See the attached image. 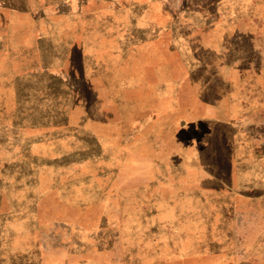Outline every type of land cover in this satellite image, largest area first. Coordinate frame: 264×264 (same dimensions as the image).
Here are the masks:
<instances>
[{"label": "rangeland", "instance_id": "obj_1", "mask_svg": "<svg viewBox=\"0 0 264 264\" xmlns=\"http://www.w3.org/2000/svg\"><path fill=\"white\" fill-rule=\"evenodd\" d=\"M0 264H264V0H0Z\"/></svg>", "mask_w": 264, "mask_h": 264}, {"label": "crops", "instance_id": "obj_2", "mask_svg": "<svg viewBox=\"0 0 264 264\" xmlns=\"http://www.w3.org/2000/svg\"><path fill=\"white\" fill-rule=\"evenodd\" d=\"M152 59V58H151ZM150 58L146 57L144 59V62H145V65H147V63L151 60ZM142 60V59H141ZM226 61V60H225ZM223 66H224V69H225V79H224V83L220 86V88L224 91V99L230 103L231 101V96H230V92H231V89H232V85H231V77L230 76V66L229 64L226 62L225 64L223 63ZM205 69H207L208 71H210L211 73H214L216 74V62H211L209 64H207L206 66H204ZM145 74H152V73H145ZM214 92L216 93L217 92V88L214 89ZM217 103V102H216ZM229 112H228V115H227V118L229 119V121H227L229 124H231V122L233 121H241L242 120V116H236L234 117L233 115V112L231 110V107H229ZM226 183V184H225ZM197 188H208V187H214V188H219V187H227V188H230L231 185H229V183L227 181H224V182H215L214 185H207V183L204 181L202 182L200 185L196 186ZM178 252V259L179 258H186L188 259L189 257V251H183L182 252V255L180 254L179 250L177 251ZM181 255V256H180ZM191 257V256H190ZM180 260V259H179Z\"/></svg>", "mask_w": 264, "mask_h": 264}]
</instances>
